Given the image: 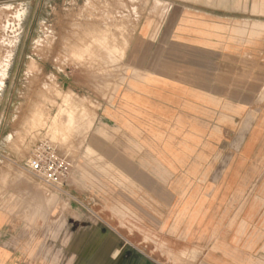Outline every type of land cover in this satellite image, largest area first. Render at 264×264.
Returning a JSON list of instances; mask_svg holds the SVG:
<instances>
[{
  "label": "crops",
  "instance_id": "0c3cea01",
  "mask_svg": "<svg viewBox=\"0 0 264 264\" xmlns=\"http://www.w3.org/2000/svg\"><path fill=\"white\" fill-rule=\"evenodd\" d=\"M182 3L126 93V215L0 206V264H264L259 199L239 205L263 181L264 0Z\"/></svg>",
  "mask_w": 264,
  "mask_h": 264
},
{
  "label": "rangeland",
  "instance_id": "374dc122",
  "mask_svg": "<svg viewBox=\"0 0 264 264\" xmlns=\"http://www.w3.org/2000/svg\"><path fill=\"white\" fill-rule=\"evenodd\" d=\"M175 1L0 0V206L62 213L52 224L74 207L85 225L126 215L134 193L122 168L126 93L139 83L141 44L145 63L155 36L174 34L187 18L186 3L176 9ZM40 145L71 163L63 185L47 186L26 168ZM257 161L263 181L245 187L239 205L259 199L264 260V153Z\"/></svg>",
  "mask_w": 264,
  "mask_h": 264
},
{
  "label": "built area",
  "instance_id": "2783aa9c",
  "mask_svg": "<svg viewBox=\"0 0 264 264\" xmlns=\"http://www.w3.org/2000/svg\"><path fill=\"white\" fill-rule=\"evenodd\" d=\"M29 172L47 186L63 185L71 163L48 145L38 146L25 162Z\"/></svg>",
  "mask_w": 264,
  "mask_h": 264
}]
</instances>
